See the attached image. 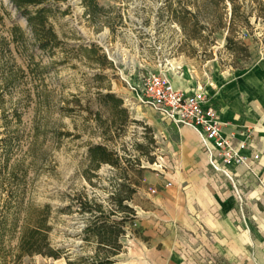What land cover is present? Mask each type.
I'll return each mask as SVG.
<instances>
[{
    "label": "rangeland",
    "instance_id": "rangeland-1",
    "mask_svg": "<svg viewBox=\"0 0 264 264\" xmlns=\"http://www.w3.org/2000/svg\"><path fill=\"white\" fill-rule=\"evenodd\" d=\"M96 2L101 10L89 16L82 0H47L41 7L47 9L59 45L42 50L22 12L11 0H0V264H67L66 257L90 256L96 246L83 240L87 216L78 210L81 196L104 203L115 211L112 220L119 221L122 213L108 199L123 182L121 169L103 165L87 174L89 180L85 175L87 151L95 145L116 153L121 167L138 158L144 169L131 204L136 220L127 227L119 263L167 264L172 249L184 263L196 264L201 260L197 241L164 239L169 225L154 214V198L174 183L175 168L167 157L177 128L136 103L127 83L156 73L192 91L199 89L201 77L219 69H250L264 58V18L249 0L238 1L249 16V27L240 34L250 58L242 60L226 48V30L210 33L193 0ZM226 4L228 20L231 5ZM178 7L198 14L197 20L180 26L173 16ZM14 27L25 32L24 39L16 32L15 42L11 40ZM92 46L111 67L104 69L97 55L85 51ZM108 92L123 99L129 115L125 126L99 97ZM45 205L51 207L50 243L62 258L20 256L16 247L27 210ZM188 248L193 251L186 255Z\"/></svg>",
    "mask_w": 264,
    "mask_h": 264
},
{
    "label": "crops",
    "instance_id": "crops-1",
    "mask_svg": "<svg viewBox=\"0 0 264 264\" xmlns=\"http://www.w3.org/2000/svg\"><path fill=\"white\" fill-rule=\"evenodd\" d=\"M205 76L197 87L214 105L222 131L234 143H251L260 160L252 171L228 167V178L212 169L195 131L177 129L167 157L174 185L154 198V214L169 225L164 239L197 241L196 264H264V58L250 69ZM170 254L167 264H188Z\"/></svg>",
    "mask_w": 264,
    "mask_h": 264
},
{
    "label": "trees",
    "instance_id": "trees-1",
    "mask_svg": "<svg viewBox=\"0 0 264 264\" xmlns=\"http://www.w3.org/2000/svg\"><path fill=\"white\" fill-rule=\"evenodd\" d=\"M47 0H11L14 7L22 12L30 31V36L38 47L42 50H51L59 45V39L52 25L49 23L47 9L41 7ZM89 16H93L101 9L98 7L96 0H82ZM239 0H228L231 5L230 18L227 20L226 0H193L196 3L198 13L204 15L207 23L211 26L210 33L227 31L226 48L242 60L250 58L248 47L241 40V29L249 27V16L243 8L237 4ZM246 1V0H243ZM254 4L259 15L264 18V0H249ZM29 7L37 8L35 11L28 10ZM174 9L173 16L175 21L182 27H186L190 20H197L198 14H192L186 7H178ZM196 21L194 26H197ZM204 28V27H202ZM16 32L24 39L25 32L20 28L14 27L11 30V40L15 42ZM15 36V37H14ZM196 38V37H195ZM3 44V43H2ZM89 54L98 56L99 63L105 69L111 67L105 56L98 55L99 49L92 46L85 49ZM243 70V68H237ZM8 78L3 79L5 84ZM103 100L104 106L111 114H117L121 121L120 126H125L129 122L127 109L123 107V99L110 92L99 95ZM111 104V106H110ZM110 122V120L107 122ZM114 124V122H113ZM111 126V125H110ZM88 166L85 175L90 172L95 174L103 165H109L112 168H120L122 171L123 182L112 193L109 202L114 203L116 208L121 211L119 221H113L112 217L115 211H110L104 203H100L95 198L81 196L79 200V212L81 215L87 216L86 225L82 230L83 240L86 243H94L95 251L90 256L81 257L75 261H70L66 257L67 264H120L117 258L125 252L123 239L127 235V227L131 226L136 220V211L131 205L133 196L141 186V178L143 168L140 159H134V163L125 160L127 167H121V158L102 145L90 146L87 151ZM149 162L153 158L147 159ZM136 165V166H135ZM129 166V167H128ZM14 168L11 174H15ZM128 172H132L130 177ZM87 180L89 177L87 176ZM51 215V207L45 205L40 208L30 207L27 210L24 224L21 227L20 236L17 244V251L20 256H42L45 258L60 259L62 258L61 250L52 247L49 239L52 230L49 225Z\"/></svg>",
    "mask_w": 264,
    "mask_h": 264
},
{
    "label": "built area",
    "instance_id": "built-area-1",
    "mask_svg": "<svg viewBox=\"0 0 264 264\" xmlns=\"http://www.w3.org/2000/svg\"><path fill=\"white\" fill-rule=\"evenodd\" d=\"M127 85L136 103L150 108L177 129L189 127L195 131L215 172L229 178L228 167L243 166L252 171L260 160L251 143H234L232 136L222 131L216 109L202 90L177 89L164 75L156 73L140 75L135 83Z\"/></svg>",
    "mask_w": 264,
    "mask_h": 264
}]
</instances>
